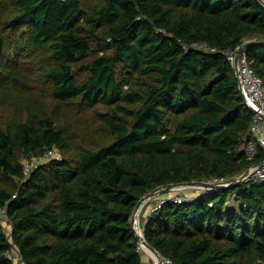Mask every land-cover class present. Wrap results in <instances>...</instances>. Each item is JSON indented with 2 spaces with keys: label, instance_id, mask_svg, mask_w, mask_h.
Here are the masks:
<instances>
[{
  "label": "trees",
  "instance_id": "obj_1",
  "mask_svg": "<svg viewBox=\"0 0 264 264\" xmlns=\"http://www.w3.org/2000/svg\"><path fill=\"white\" fill-rule=\"evenodd\" d=\"M243 41L264 81V0H102L90 9L83 0H0V58L10 44L13 61L44 48L54 100L109 109L99 139L76 151L44 104L0 121L9 180L0 182V205L12 230L8 237L0 220V264H16L11 241L24 264H144L132 224L143 196L170 183L233 179L262 162L264 149L253 161L238 149L254 115L227 53ZM54 147L60 158L25 171L22 157ZM144 233L178 264H264V180L166 204Z\"/></svg>",
  "mask_w": 264,
  "mask_h": 264
},
{
  "label": "rangeland",
  "instance_id": "obj_2",
  "mask_svg": "<svg viewBox=\"0 0 264 264\" xmlns=\"http://www.w3.org/2000/svg\"><path fill=\"white\" fill-rule=\"evenodd\" d=\"M101 1L83 0V4L85 8L90 9L100 4ZM17 44L21 45L19 42ZM49 62L48 52L44 48L30 49L21 55L18 61H13L12 45L6 47L4 55L0 58V79H4L6 83L5 88L0 91V121L6 123L14 118H26L28 107L36 106L38 103L44 104L48 108V112L58 115L61 119L75 145V151L80 150L81 146L99 139L102 131V119L109 114V109L103 104L90 106L82 98H76L66 103L54 100L50 95V86L45 75ZM8 63L12 65L7 67ZM8 68L16 69L17 73H7ZM55 111L56 113H54ZM37 159L38 156L22 157L21 160L23 164H32ZM17 180L20 181V179ZM1 181L9 183V180L4 179L0 170ZM233 198L231 203L234 202ZM143 222L144 216H142ZM147 255L148 258L144 264H153L157 260V257L149 251L145 252L144 259Z\"/></svg>",
  "mask_w": 264,
  "mask_h": 264
},
{
  "label": "built area",
  "instance_id": "obj_3",
  "mask_svg": "<svg viewBox=\"0 0 264 264\" xmlns=\"http://www.w3.org/2000/svg\"><path fill=\"white\" fill-rule=\"evenodd\" d=\"M200 46L204 47L205 44L201 43ZM239 48V47H238ZM228 51V60L235 67V60L237 49ZM239 89L245 99L247 106L253 112V122L250 126L249 135L244 138V141L239 145L238 149L242 150L246 159L253 161L257 156L260 148L264 149V81L256 73L252 67L246 52L241 54L237 64ZM61 152L58 148L54 147L48 149L44 155L39 156L35 163H24V168L27 173H30L39 164L45 163L51 159L60 158ZM248 174L244 181H260L264 180V160L260 163H253L248 168ZM228 178L222 176H212L200 180L201 183L192 185H178L173 190L152 196L146 199L137 212L133 213V227L139 235H144V225L149 220V217L159 211L166 204L190 203L194 200V196L187 193L186 190L199 189L205 192H211L220 187H226L230 184ZM165 186H161L163 188ZM16 196V195H14ZM145 207L146 215L142 223L143 209ZM0 220L5 224V229L8 237L11 236V222L8 215L7 205H0ZM139 248L144 250L143 244L139 242ZM146 251V250H145ZM7 257L16 264H23V257L19 252L18 246L11 241V248L7 252ZM155 260V259H154ZM157 260L153 264H156ZM161 264H178L172 258L163 256Z\"/></svg>",
  "mask_w": 264,
  "mask_h": 264
},
{
  "label": "water",
  "instance_id": "obj_4",
  "mask_svg": "<svg viewBox=\"0 0 264 264\" xmlns=\"http://www.w3.org/2000/svg\"><path fill=\"white\" fill-rule=\"evenodd\" d=\"M247 43H248L247 41H243L240 44L239 48L237 49V55H236V60H235V70H236L237 75H238L237 64L239 62V59L241 57V54L244 53V52H246V45H247ZM248 171L249 170L247 169L242 174H240L239 176L231 179L230 180V184L228 186H226V187H230L231 185H237V184L243 182L244 181V178L248 174ZM197 183H201V181H189V182H182V183H170V184L166 185L163 188H160V187L159 188H156V189L152 190L151 192H149L148 194H146L145 196H143L139 200V202L137 203V205L135 207L134 212H137L140 209L141 205L149 197L156 196V195H159V194L161 195V194L167 193V192L173 190L176 186L181 185V184H183V185H192V184H197ZM132 223H133V216H132ZM136 235H137L138 241L141 244H146L149 247V249H151L157 255L158 261L156 262V264H161V261L163 259V255L154 246H152L149 242H147V240H146V238H145L144 235L141 236L138 233ZM145 250L146 249L144 248V251ZM145 252H148V251L146 250Z\"/></svg>",
  "mask_w": 264,
  "mask_h": 264
},
{
  "label": "crops",
  "instance_id": "obj_5",
  "mask_svg": "<svg viewBox=\"0 0 264 264\" xmlns=\"http://www.w3.org/2000/svg\"><path fill=\"white\" fill-rule=\"evenodd\" d=\"M201 190L199 189H195V190H186L187 193H190L192 194L193 196H195L198 192H200ZM145 215H146V210H145V207L143 209V216L145 218Z\"/></svg>",
  "mask_w": 264,
  "mask_h": 264
},
{
  "label": "bare ground",
  "instance_id": "obj_6",
  "mask_svg": "<svg viewBox=\"0 0 264 264\" xmlns=\"http://www.w3.org/2000/svg\"><path fill=\"white\" fill-rule=\"evenodd\" d=\"M143 247L146 248L147 251H149L153 256L157 257V255L151 249H149V247L146 244H143ZM157 261H158V257H157Z\"/></svg>",
  "mask_w": 264,
  "mask_h": 264
}]
</instances>
